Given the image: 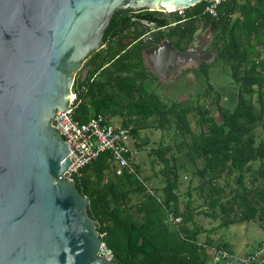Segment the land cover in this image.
I'll list each match as a JSON object with an SVG mask.
<instances>
[{"label":"trees","instance_id":"1","mask_svg":"<svg viewBox=\"0 0 264 264\" xmlns=\"http://www.w3.org/2000/svg\"><path fill=\"white\" fill-rule=\"evenodd\" d=\"M204 6L200 1L180 13L139 10L135 21L123 16L122 9L114 11L103 46L83 62L90 67L88 74L73 80L72 119L83 123L96 114L118 118L121 126H129L133 149L147 150L150 166H159L154 176H160L162 186L151 190L153 196L138 179L133 160L115 174L107 152L73 180L112 264H207L203 245L232 252L209 235L199 241L206 230L195 225L194 214L218 220L211 230L248 222L264 229V0H227L215 8L214 17ZM200 25L212 32L214 63L221 64L235 87L230 108L209 83L205 64L196 71L205 83L199 96L166 102L149 88L155 77L143 64V40L167 38L182 50ZM206 98L220 121L201 102ZM148 129L166 133L168 141L159 137L151 146L144 133ZM187 172L198 184L187 187L188 200L180 208L176 191L180 174ZM190 191L201 200L199 206L192 207ZM133 196H139L136 203ZM169 213L180 216V222L171 224Z\"/></svg>","mask_w":264,"mask_h":264},{"label":"water","instance_id":"2","mask_svg":"<svg viewBox=\"0 0 264 264\" xmlns=\"http://www.w3.org/2000/svg\"><path fill=\"white\" fill-rule=\"evenodd\" d=\"M200 1L0 0V264H112L98 254L87 200L63 177L70 153L50 119L70 103L114 11L173 13ZM194 39L184 52L165 39L145 53L173 73L191 60L197 68L214 56L203 53L210 41L194 49Z\"/></svg>","mask_w":264,"mask_h":264},{"label":"rangeland","instance_id":"3","mask_svg":"<svg viewBox=\"0 0 264 264\" xmlns=\"http://www.w3.org/2000/svg\"><path fill=\"white\" fill-rule=\"evenodd\" d=\"M178 13L181 12L177 11ZM212 56L213 53H212ZM145 69H148V63L145 60L144 62ZM191 69V68H189ZM181 71V69H179ZM192 71V73H191ZM191 71L185 70L182 74H177L173 80L170 81H156L158 84L149 86L150 89H153L164 97L163 99L166 102L170 101H184L187 98H194L199 96L205 90V83L200 74L194 75V69ZM208 77L209 83L220 92L221 104L224 107L230 108L234 101V86L231 84V81L228 77L222 73L221 64L219 62L214 63V57L210 60L208 68ZM162 83V85L160 84ZM193 101V99H192ZM204 105H208L209 99L206 98L201 100ZM210 112L212 113L216 121H220L219 116L213 109V107L208 105ZM188 120L193 131H196L195 127V116L190 114L188 115ZM109 123L117 125L120 123V120L116 117L110 118ZM145 135L148 137L151 146H155L159 137H164L168 141V135L166 133H161L154 129L145 130ZM126 144L129 148L133 149L131 140L128 139ZM137 153V152H136ZM180 162H183L182 159H179ZM133 166H137V177L144 185L145 188L150 190L157 189L159 190L162 186L159 175H155L159 169L158 164L150 166V158L147 156V150L138 151L136 156L133 158ZM133 166H131L133 170ZM254 166H257V163H254ZM190 171V167H188ZM147 178V180H145ZM179 187L176 191L178 195L179 207L188 200L186 195L187 187H193L198 184L196 177L192 176L188 172L186 174L181 173L179 176ZM229 182H233L232 179H229ZM231 183H229L231 185ZM221 184V181H219ZM192 207L199 206L201 200L198 198L195 191H190V197ZM139 199V196L132 197V203H136ZM200 211L205 210V208H198ZM199 213V212H198ZM194 223L196 226L201 227L203 230H206L205 233L199 235V241L203 242L206 235H209L215 242H224L226 243L229 250L234 252V254L243 256L251 248L258 246V242L264 241V229L260 228L256 222L241 223L236 225H230L225 228H211L218 225V220H210L207 217H203L201 214H194ZM209 231V233H207ZM248 254V253H247Z\"/></svg>","mask_w":264,"mask_h":264},{"label":"built area","instance_id":"4","mask_svg":"<svg viewBox=\"0 0 264 264\" xmlns=\"http://www.w3.org/2000/svg\"><path fill=\"white\" fill-rule=\"evenodd\" d=\"M205 2L204 11L210 16H215V8L227 0H202ZM61 111H55L50 119L51 127L60 135L68 146L70 158L68 166L63 173L66 181L73 182L81 174L83 167L95 160L101 153L107 152L115 167V174L129 167L130 161L136 155V151L126 144L130 139L129 126L109 123L103 115L91 116L83 123L74 121L71 117L73 100ZM146 192L153 196V192L146 188ZM181 220L180 216L168 214V221L176 225ZM210 264H264V242H261L254 251L243 256L228 252L223 249L204 246ZM98 254L111 259V253L100 244Z\"/></svg>","mask_w":264,"mask_h":264},{"label":"flooded vegetation","instance_id":"5","mask_svg":"<svg viewBox=\"0 0 264 264\" xmlns=\"http://www.w3.org/2000/svg\"><path fill=\"white\" fill-rule=\"evenodd\" d=\"M139 12V10L138 11H132V10H129V9H127V10H123V16H126V17H129L130 19H133V17H134V21H135V15L137 14ZM111 19V18H110ZM201 27V31H202V33H203V36L202 37H199V39L196 37V34H195V32L199 29ZM194 35H195V39L193 40V46H194V49H198L199 47H203L205 44H207L208 43V41H210L209 42V44L207 45V47H206V49L204 50V54H211L212 55V51L210 50V48H211V42H212V39H210V35H211V31H210V29L209 28H204L203 27V25H200L193 33H192V35H191V37H190V39H189V41H188V43L190 42V40L192 39V37H194ZM144 39V38H143ZM142 39V40H143ZM163 40H165V39H163ZM163 40H161V41H163ZM166 40H167V38H166ZM161 41H159V42H157V43H154V41L153 40H151V39H145V40H143V42L146 44V47L143 49V51H142V57H143V64H144V62H145V60L147 61V63H148V71L150 72V73H152V75L155 77L154 78V84H157L156 83V81H160V80H162V81H170V80H173V78L177 75V74H182L185 70H189V71H191V69L193 70H195V72L197 71V69L199 68V66L201 65V64H205V65H209V63H210V58H208L207 56L206 57H204L205 58V63H203L202 62V60L200 59V62H199V64H198V67L196 68L195 67V63H194V61L193 60H191V61H189L188 62V64H187V66L185 67V68H183V69H181V71L180 70H178L177 72H175V73H173L171 70H170V67H167L166 69H164V68H162L161 66H158L156 63L157 62H155V61H153V60H151V59H153V58H151V59H149L148 57H147V54L145 53V50L147 49V48H149V47H151V46H153V45H158V44H160L161 43ZM168 41V40H167ZM102 42H104L103 41V39H102ZM188 43L184 46V48L182 49V50H177L178 52H184V50H185V48H186V46L188 45ZM88 58V57H87ZM161 65V64H160ZM189 68H191V69H189ZM89 70H90V67L88 66V65H84V64H82V66H81V68H80V70L76 73V75L75 76H78V77H80L81 79H84L85 77H86V75L88 74V72H89ZM153 71H156L157 72V75H155V74H153ZM75 78V77H74ZM161 85H162V83H160ZM158 85V84H157Z\"/></svg>","mask_w":264,"mask_h":264},{"label":"crops","instance_id":"6","mask_svg":"<svg viewBox=\"0 0 264 264\" xmlns=\"http://www.w3.org/2000/svg\"><path fill=\"white\" fill-rule=\"evenodd\" d=\"M202 36H203V33H202L201 37H202ZM210 36H211L210 39H212V32H211V35H210ZM193 72H194V75H198V74H199V73L195 72V70H194ZM191 73H192V71H191ZM260 242H264V241L262 240V241H260ZM257 244H259V242H258ZM255 247H256V246H255ZM255 247H254V248H251L250 250H248V251L245 252L244 254L249 253V252H252V251L255 249ZM207 264H210V262L208 261Z\"/></svg>","mask_w":264,"mask_h":264},{"label":"bare ground","instance_id":"7","mask_svg":"<svg viewBox=\"0 0 264 264\" xmlns=\"http://www.w3.org/2000/svg\"><path fill=\"white\" fill-rule=\"evenodd\" d=\"M164 8H165L167 11L170 10V7H169V6H167V7L165 6Z\"/></svg>","mask_w":264,"mask_h":264}]
</instances>
